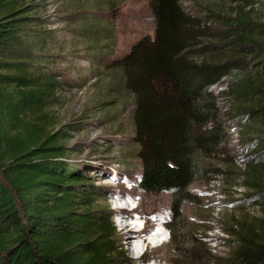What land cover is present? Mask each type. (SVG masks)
Returning a JSON list of instances; mask_svg holds the SVG:
<instances>
[{
	"label": "trees",
	"instance_id": "16d2710c",
	"mask_svg": "<svg viewBox=\"0 0 264 264\" xmlns=\"http://www.w3.org/2000/svg\"><path fill=\"white\" fill-rule=\"evenodd\" d=\"M220 1L226 14L209 11L220 24L210 33L209 17L189 16L180 0H148L153 38L119 63L118 85L133 102L137 186L172 195L175 264H264V24L253 19L258 0ZM32 11L0 0V264H125L86 172L67 159L77 123L58 126L47 114L62 81L44 63L50 37ZM231 133L247 157L238 185L248 194L237 201L260 217L229 224L221 258L198 230L180 228L178 210L195 201L191 185L207 179Z\"/></svg>",
	"mask_w": 264,
	"mask_h": 264
},
{
	"label": "rangeland",
	"instance_id": "374dc122",
	"mask_svg": "<svg viewBox=\"0 0 264 264\" xmlns=\"http://www.w3.org/2000/svg\"><path fill=\"white\" fill-rule=\"evenodd\" d=\"M22 3L32 7V15H36L40 24L36 29L50 37L41 43L42 54L48 56L44 63L62 81L47 114L58 126L78 125V130H67L66 145L70 149L67 159L86 172L96 193L95 209H102L109 217L117 255L125 264H175L179 255L169 231L165 242L159 244L163 239L148 238L138 252L132 253L124 241L120 246L121 218L112 205L114 199H122L125 212L136 214L142 221L139 213L148 204H140V200H163L159 201L166 205L160 212L163 222L171 224L175 218L169 192L149 194L138 189L141 166L136 157L138 145L133 142L132 96L124 85H118L123 56L137 41L153 38L148 0H22ZM180 3L193 18L209 17L211 21L206 27L210 33L218 30L220 24L212 22L209 11L226 14L227 6L220 0H180ZM251 11L253 19L264 24V0H258ZM223 88L222 84L217 90ZM241 148L236 134L231 133L224 154L207 162L212 170L207 179L191 185L195 201L184 203L178 210L180 228L186 226L191 233L198 230L196 236L205 251L221 258L229 252L222 242L227 239L225 231L229 224L260 217V210L249 207L246 201H237L248 194L238 185L247 163ZM129 196L138 203L137 209H131ZM238 205H245L246 210L240 211ZM163 244L164 248H158ZM162 255L168 259H160Z\"/></svg>",
	"mask_w": 264,
	"mask_h": 264
},
{
	"label": "bare ground",
	"instance_id": "6f19581e",
	"mask_svg": "<svg viewBox=\"0 0 264 264\" xmlns=\"http://www.w3.org/2000/svg\"><path fill=\"white\" fill-rule=\"evenodd\" d=\"M146 201H147V203H145ZM159 201H163V200H152V199H147V200L141 199L140 200V204H148V206L145 208L144 212L139 213V216H141L145 220V225L147 226L144 229H137V227L141 225V221L132 219L133 217L136 216V214L125 212V210H124L125 207L122 206L123 205L122 199L116 198L112 201V205L114 206L116 213L121 218L119 221V224H118V227H119V234H118L119 242L118 243L120 246L123 243L121 241H124L126 245L130 246V250L132 248V253L138 252L140 250V246H142L146 242V235L151 230L150 226H154V227L159 226V228H161V229L165 228L168 231V229L166 228L168 226L166 225V223L163 222L162 215L160 214V212L162 210H164L166 205H165V203L159 202ZM153 218L154 219L156 218L157 221L153 220L154 222H152ZM135 222H136V224H135ZM156 235H158V238H154L152 240H158L159 239V241H160L161 238L165 237L162 230H160L159 234H156ZM163 246H165V244L161 245L158 248H161ZM166 247H167V245H166ZM160 259L165 261L168 259V257L162 255L160 257Z\"/></svg>",
	"mask_w": 264,
	"mask_h": 264
}]
</instances>
